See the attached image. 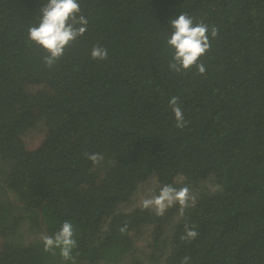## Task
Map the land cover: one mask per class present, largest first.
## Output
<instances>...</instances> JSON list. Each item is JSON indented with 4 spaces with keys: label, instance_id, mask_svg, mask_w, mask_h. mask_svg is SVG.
I'll return each instance as SVG.
<instances>
[{
    "label": "trees",
    "instance_id": "1",
    "mask_svg": "<svg viewBox=\"0 0 264 264\" xmlns=\"http://www.w3.org/2000/svg\"><path fill=\"white\" fill-rule=\"evenodd\" d=\"M45 3L0 0V97L6 92L10 102V92L27 85L49 90L12 125L24 127L22 117L36 107L59 109L66 131L52 165L33 167L16 141L0 178L5 256L12 264H180L185 255L190 264H264V0H79L87 30L51 69L27 38ZM181 13L219 28L199 60L204 74L168 67L170 20ZM96 45L107 49L106 60L91 58ZM172 97L187 122L182 129ZM113 135L147 144L140 167L118 171L87 159ZM151 176L159 188H190L183 215L178 204L163 216L130 205ZM64 221L77 242L67 261L59 249L45 252L41 239ZM185 224L198 232L194 240L180 239ZM144 226L152 227L149 252L133 246Z\"/></svg>",
    "mask_w": 264,
    "mask_h": 264
},
{
    "label": "clouds",
    "instance_id": "2",
    "mask_svg": "<svg viewBox=\"0 0 264 264\" xmlns=\"http://www.w3.org/2000/svg\"><path fill=\"white\" fill-rule=\"evenodd\" d=\"M87 25L88 19L81 13L79 0H46L40 8L38 23L28 27L27 38L45 51L43 62L51 69L64 55L65 49L83 36ZM170 27L172 30L166 40L168 47L173 50L169 69L180 73L195 67L198 74H204L205 65L199 60L210 50L211 39L217 37L219 28L215 25L195 22L187 13H181L175 19H171ZM90 55L95 60H106L108 52L106 48L96 45L92 47ZM169 106L175 117V126L184 128L187 122L184 119L179 97H172ZM86 156L93 164H98L103 159L99 153H88ZM192 199L188 186L175 187L172 184H165L159 188L158 194L154 193L144 198L141 207L142 210L151 209L157 216H163L168 208L178 204L183 215L184 209L190 206ZM126 230L127 225L120 228L121 233ZM74 235L73 224L64 221L54 234L42 235L43 250L55 255V249H59L63 260H71L77 243ZM197 236L198 232L194 226L185 224L184 234L180 239L191 241ZM190 260L191 258L185 255L181 258L180 264H190Z\"/></svg>",
    "mask_w": 264,
    "mask_h": 264
},
{
    "label": "rangeland",
    "instance_id": "3",
    "mask_svg": "<svg viewBox=\"0 0 264 264\" xmlns=\"http://www.w3.org/2000/svg\"><path fill=\"white\" fill-rule=\"evenodd\" d=\"M10 93V102L5 100L6 92L3 98L0 97V133H3V135H0V178H4L3 174L16 154L15 144L17 140L22 142L24 150L30 154L33 167H37L43 166L45 163L54 164L56 159L52 153L53 145L61 141L66 135V131L60 128L58 123V117L61 112L59 109L44 112L36 107L29 110L22 117L25 123L24 127L17 129L12 125L13 117L21 108L49 93L46 87L27 85L19 91L14 90ZM146 149V143L134 138L116 135L105 137L100 140V150L103 156L100 162L103 167L109 165V169L113 168L118 171L137 169L145 157ZM2 184L3 179L0 181L1 187L3 186ZM158 190L159 184L156 179L153 176L149 177L146 182L138 187L131 198L130 205L133 207L141 206V201L144 198H148L154 193L158 194ZM11 198L12 196L9 193L5 196L6 201L11 200ZM32 214L34 217V212ZM40 214V211L36 213L37 216H40ZM151 229V226H144V231L140 237L135 239L133 246L144 247L142 249L145 252H149L150 249L146 247V244L149 240ZM34 239V236L26 238V240L30 241H34ZM24 240L23 238L20 239L22 243H25L26 240ZM6 242V237L0 234V264H12L11 260L4 254V244Z\"/></svg>",
    "mask_w": 264,
    "mask_h": 264
}]
</instances>
